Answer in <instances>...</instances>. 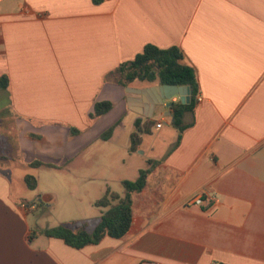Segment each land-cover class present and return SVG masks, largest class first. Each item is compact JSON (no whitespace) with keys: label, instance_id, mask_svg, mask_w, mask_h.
Returning a JSON list of instances; mask_svg holds the SVG:
<instances>
[{"label":"crops","instance_id":"0c3cea01","mask_svg":"<svg viewBox=\"0 0 264 264\" xmlns=\"http://www.w3.org/2000/svg\"><path fill=\"white\" fill-rule=\"evenodd\" d=\"M147 43L179 46L196 69L202 100L185 113L183 131L172 105L151 113L127 89L159 80L104 79ZM4 74L0 264H264V0H0ZM96 101L113 105L91 118ZM137 119L152 123L132 151ZM56 164L80 167L68 195L89 209L61 223L89 230L102 214L95 201L107 189L123 196V181L148 169L123 237L78 249L34 232L30 213L52 197H26L29 172L16 168ZM201 190L217 200L188 204Z\"/></svg>","mask_w":264,"mask_h":264},{"label":"trees","instance_id":"16d2710c","mask_svg":"<svg viewBox=\"0 0 264 264\" xmlns=\"http://www.w3.org/2000/svg\"><path fill=\"white\" fill-rule=\"evenodd\" d=\"M100 2L101 0H94ZM184 52L179 46L172 45L167 48H161L153 43H147L143 50L136 56L127 61L121 62L116 68L110 70L105 75V80L114 79L122 86H128L130 83L139 81H155L159 80L162 84L187 85L192 89L190 102H173L171 108L173 110V124L180 131L187 127L184 116L187 111L193 109L196 96L199 93V84L196 69L183 62ZM9 78L7 75L0 76V88L7 89ZM110 101H96L94 103V111L90 117L100 116L112 108ZM151 121H146L141 126V120L135 122L136 129L131 134L132 151L137 150L141 141L142 133L147 131L151 125ZM113 128L108 130L111 133ZM72 133H79V129L71 127ZM31 166L50 165L35 160L30 163ZM148 169L140 171V175L135 180H124L123 184L126 193L122 196L119 193L107 189L106 192L95 201V205L102 208V214L99 222L92 230L87 228V224H83L74 229L68 224L60 223L56 226L45 228L40 232L47 237L62 239L67 245L74 248H83L90 244L99 243L106 235L121 238L129 230L132 223V193L141 190L146 182ZM24 182L28 189L34 190L38 185L37 177L33 174H26ZM40 204L37 200H34ZM31 203V202H29Z\"/></svg>","mask_w":264,"mask_h":264},{"label":"rangeland","instance_id":"374dc122","mask_svg":"<svg viewBox=\"0 0 264 264\" xmlns=\"http://www.w3.org/2000/svg\"><path fill=\"white\" fill-rule=\"evenodd\" d=\"M7 124L9 126L10 119H8ZM11 153L13 154V151ZM71 169L72 173L69 172L67 167L57 166V164L53 167L16 168L18 174L21 173L22 175L25 172H29L35 174L37 177L38 185L34 190H23L26 197H33L37 194H40L42 198L45 196L52 197L46 202L47 204H51V207L39 208L36 205L29 215V223L35 233L42 229L56 226L63 221L86 217L84 213L85 211H89L87 208L88 204L81 206L78 199H70L68 195L70 185L68 180L70 177H77L80 167L77 165ZM14 186L18 192L22 190V183L15 181ZM48 210L49 212L46 213Z\"/></svg>","mask_w":264,"mask_h":264},{"label":"water","instance_id":"95a60500","mask_svg":"<svg viewBox=\"0 0 264 264\" xmlns=\"http://www.w3.org/2000/svg\"><path fill=\"white\" fill-rule=\"evenodd\" d=\"M131 92H136L140 95L139 99L144 103V106L151 109V113L157 106L165 105L169 107L173 104V97L179 96L182 103H188L192 96V89L187 85H173V84H162L137 88L127 87ZM151 115V114H150Z\"/></svg>","mask_w":264,"mask_h":264},{"label":"built area","instance_id":"2783aa9c","mask_svg":"<svg viewBox=\"0 0 264 264\" xmlns=\"http://www.w3.org/2000/svg\"><path fill=\"white\" fill-rule=\"evenodd\" d=\"M197 99L198 100H202V96L201 95H197ZM161 122H159L157 125L161 126ZM217 200V197L215 194L209 193L206 190H201L199 192H197L196 194H194L189 200H188V204H195V205H203L205 203H213ZM36 203L33 202L31 204H27L25 202H22V206L24 208L29 207H35ZM147 264H155L153 262L151 263H147Z\"/></svg>","mask_w":264,"mask_h":264}]
</instances>
